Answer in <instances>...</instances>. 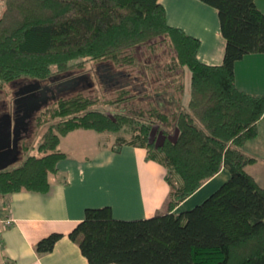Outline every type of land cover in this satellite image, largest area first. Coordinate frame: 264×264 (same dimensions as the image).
<instances>
[{
	"label": "trees",
	"instance_id": "16d2710c",
	"mask_svg": "<svg viewBox=\"0 0 264 264\" xmlns=\"http://www.w3.org/2000/svg\"><path fill=\"white\" fill-rule=\"evenodd\" d=\"M202 1L218 13L225 39L220 64L197 58L198 38L168 24L159 0H0L2 84L41 81L87 61L133 65L132 48L158 38L173 52L165 68H181L180 78L173 73V88L156 89L160 99L146 106L139 104L152 95L150 80L131 88L120 80L114 102L124 106L112 114L80 92L59 97L48 111L56 120L34 151L0 170V210L15 191L48 189L49 175L65 156L57 148L61 136L76 128L105 131L116 134L114 149L123 143L145 147L146 158L164 167L170 192L166 211L145 218H116L108 205L87 207L68 237L88 264H264V187L245 168L256 157L242 148L257 134L264 93L242 90L234 80L236 60L264 52V13L255 0ZM154 125L159 143L150 137ZM222 167L228 179L201 202L174 211ZM60 237L52 232L40 238L36 253L50 251Z\"/></svg>",
	"mask_w": 264,
	"mask_h": 264
},
{
	"label": "crops",
	"instance_id": "0c3cea01",
	"mask_svg": "<svg viewBox=\"0 0 264 264\" xmlns=\"http://www.w3.org/2000/svg\"><path fill=\"white\" fill-rule=\"evenodd\" d=\"M159 1L168 24L198 38L197 58L206 64H220L225 39L216 8L202 0ZM255 4L264 13V0H255ZM234 80L242 90L264 93V52L248 53L236 60ZM251 141L257 142L258 150L264 149V112L257 121V135ZM113 146L115 141L107 136L89 155L75 156L59 149L65 156L56 162L46 191L21 189L8 196L7 206L0 214L10 215L14 222L0 232V264L8 260L14 264H88L78 244L68 237L87 207L108 205L113 216L120 219L145 218L166 211L170 188L162 164L147 159L143 146L129 143L118 149ZM228 177L229 171L222 167L179 202L174 211L201 202ZM52 232L61 234L52 249L36 253L35 243Z\"/></svg>",
	"mask_w": 264,
	"mask_h": 264
},
{
	"label": "rangeland",
	"instance_id": "374dc122",
	"mask_svg": "<svg viewBox=\"0 0 264 264\" xmlns=\"http://www.w3.org/2000/svg\"><path fill=\"white\" fill-rule=\"evenodd\" d=\"M159 39L160 38H158L157 41L151 40L149 43L151 46H149L147 43L133 47L131 53L136 59V63L133 65L117 67L110 62L102 63L87 61L81 67H75L67 71L54 70L51 73L50 78L37 81L40 84H50L56 78H60V80H71L74 78L76 80L73 85L65 86L60 90H55L53 96L48 95L45 100H42L33 106V116L32 118L30 117L31 119L29 121V127L27 132L23 133L26 135L21 139L18 146V158L8 167L19 164L21 159L27 153L34 151L33 147L38 143L40 136L44 132L47 124H49L51 120H56L49 118L48 111L56 107L58 102L57 99L61 96H68L80 92L83 95L91 96L92 98L96 99L98 106L105 108L108 113L112 114L124 106L123 104L121 106L114 102V99H116V96H118L117 89L120 80L121 83L127 84L129 88L133 86L139 87L143 81L145 84L150 82L148 92L152 95L146 96V100H142L141 103L138 104L140 106H146L147 101L158 102L160 98L156 96L155 90H171L175 83L174 81H171L174 75L173 73L176 74L177 72L176 79L180 78L181 74V68L179 67H176L174 71H168L165 68L166 63L170 62V57L173 55V52L163 41L160 42ZM80 76H86L87 79L81 80V78H79ZM146 80L150 81L146 82ZM182 80L185 99L189 90L188 70L184 71ZM34 81L35 80L31 79H18L8 83H0V111H10V109H13V98L15 96V91L19 88L20 84ZM106 100L113 102L105 104L104 102ZM1 103H4L3 108H1ZM134 104H136V102H132L130 104L128 103L125 108H129L131 106L134 107ZM83 134H86V136ZM107 136H111L112 141H115L116 139V134L107 133L105 131L98 133L91 129L84 131L83 128H77L69 132L67 135L61 136L57 147L58 149L67 151L75 156L89 155L94 150V146L104 143ZM150 137L151 139L155 138L157 143H159L162 139L157 131L156 125L153 126ZM253 138L246 140L242 148L246 152H250L259 158L256 159L257 161L255 160L254 162L247 164L246 168L253 176L257 177V180L260 181V183H264V149L260 150L259 148L258 150L257 142L251 141ZM25 144L28 145V149L23 152L21 146H24Z\"/></svg>",
	"mask_w": 264,
	"mask_h": 264
},
{
	"label": "flooded vegetation",
	"instance_id": "af4514ba",
	"mask_svg": "<svg viewBox=\"0 0 264 264\" xmlns=\"http://www.w3.org/2000/svg\"><path fill=\"white\" fill-rule=\"evenodd\" d=\"M79 78H81V80L87 79L86 76H80ZM75 81L74 78L71 80H60V78H56L50 84H40L37 81L20 84L19 88L15 91V96L13 98L14 108L10 109V111H0V132L3 133L5 131V125L7 123L5 117L7 115L11 120V128H13L14 122L16 121L18 129L14 132V135L16 143L19 146L21 139L26 135L23 133L27 132L29 121L33 116L32 111L34 109L32 105L45 100L48 95L53 96L55 90H60L65 86L73 85ZM1 104V108H3L4 103ZM12 135L13 132L11 133V136ZM1 140L5 142V140Z\"/></svg>",
	"mask_w": 264,
	"mask_h": 264
},
{
	"label": "water",
	"instance_id": "95a60500",
	"mask_svg": "<svg viewBox=\"0 0 264 264\" xmlns=\"http://www.w3.org/2000/svg\"><path fill=\"white\" fill-rule=\"evenodd\" d=\"M5 118L7 120L5 131L3 133L0 132V170L7 168L12 162L16 161L19 153V147L16 143L14 135V132L18 129V127L16 126V121L14 122L13 128H11V120L9 116L6 115ZM11 129L13 132L12 136ZM1 139L5 140V142Z\"/></svg>",
	"mask_w": 264,
	"mask_h": 264
},
{
	"label": "built area",
	"instance_id": "2783aa9c",
	"mask_svg": "<svg viewBox=\"0 0 264 264\" xmlns=\"http://www.w3.org/2000/svg\"><path fill=\"white\" fill-rule=\"evenodd\" d=\"M14 222V219L10 215H1L0 214V232L2 228L11 225ZM2 264H14L12 261L8 260Z\"/></svg>",
	"mask_w": 264,
	"mask_h": 264
}]
</instances>
